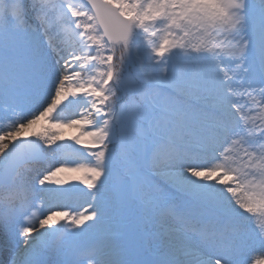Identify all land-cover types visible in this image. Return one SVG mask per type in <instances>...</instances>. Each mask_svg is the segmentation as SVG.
Returning a JSON list of instances; mask_svg holds the SVG:
<instances>
[{"label": "snow or ice", "instance_id": "snow-or-ice-1", "mask_svg": "<svg viewBox=\"0 0 264 264\" xmlns=\"http://www.w3.org/2000/svg\"><path fill=\"white\" fill-rule=\"evenodd\" d=\"M0 108V264H264V0H0Z\"/></svg>", "mask_w": 264, "mask_h": 264}, {"label": "rangeland", "instance_id": "rangeland-1", "mask_svg": "<svg viewBox=\"0 0 264 264\" xmlns=\"http://www.w3.org/2000/svg\"><path fill=\"white\" fill-rule=\"evenodd\" d=\"M255 86L258 87V85H255ZM49 102H50V100H49ZM190 102L193 103L194 105H196L195 101H189V103ZM196 106H198V105H196ZM35 107H37V106H33L32 110H35ZM79 111H80V106L73 104V105H70L68 107L63 108V110L59 112V117L61 119H64V120L76 119V118H79ZM25 115H30V112L28 110H26ZM13 119H15V117H12V118L6 117L4 115V113L2 111H0V128H6L12 122ZM61 131L65 137L75 134V129H71V128H63V129H61ZM198 156L202 157L201 155H198ZM83 159L84 160L82 161V157H80L79 160L81 162H85V163L89 162V158L83 157ZM213 162L214 161H210L207 159L208 164L213 163ZM49 166H52V167L58 166V164H56L52 160L51 154H49V158L46 159L43 163L29 165V167L32 169V171L28 172L26 175H27L28 179L32 180L33 183H35L36 178L38 177V174H42V170L48 168ZM157 179L162 185L164 184V178L162 176L157 177ZM87 191L88 190L85 188H83L81 190H72L68 199L64 202L67 204L68 210H73V209L82 210L83 208L87 207V204L89 201V197L85 194ZM176 195L178 196V198H181L179 193H177ZM54 210H56V209H54ZM259 224H260L259 220H251L250 219L244 223V230L253 234V235H257ZM2 238H3V231H2V229H0V239H2ZM99 238L100 237H97V239H99ZM14 248H15V245H12L7 250H5V252L3 254L4 260H6V258L7 259L9 258V256L12 254V251L14 250ZM85 248H87V247H85ZM260 254H261V246H260L259 242L257 241L255 243H252L245 250V253L240 257V259L255 260V259L260 257Z\"/></svg>", "mask_w": 264, "mask_h": 264}, {"label": "bare ground", "instance_id": "bare-ground-1", "mask_svg": "<svg viewBox=\"0 0 264 264\" xmlns=\"http://www.w3.org/2000/svg\"><path fill=\"white\" fill-rule=\"evenodd\" d=\"M191 103V102H190ZM199 154V153H198ZM200 163H205L203 160H200Z\"/></svg>", "mask_w": 264, "mask_h": 264}]
</instances>
